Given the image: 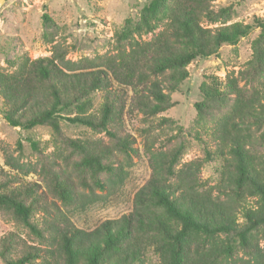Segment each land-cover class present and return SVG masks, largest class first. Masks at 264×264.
<instances>
[{"label":"trees","instance_id":"trees-1","mask_svg":"<svg viewBox=\"0 0 264 264\" xmlns=\"http://www.w3.org/2000/svg\"><path fill=\"white\" fill-rule=\"evenodd\" d=\"M212 1L147 0L141 22L118 33L112 52L73 59L65 42L50 37L49 55L7 59L0 68V113L9 125H46L58 138L67 120L103 131L111 142L63 138L35 168L21 161L20 141L16 157L0 140V210L36 241L3 234L5 264H147L148 250L157 264H264V19L228 24L231 7L216 10ZM220 19L223 24L209 26ZM256 27L261 32L246 67L201 84L203 99L195 107L211 124L196 135L204 156L182 162L184 143L167 149L171 136L148 139L167 123L157 114L174 105L170 93L188 77V65L218 56L223 44L236 45ZM97 92L102 101L94 110ZM73 110L74 116L66 114ZM135 112L150 177L134 194L132 210L80 228L67 211L116 197L140 156L124 118ZM30 144L41 149L38 141ZM214 160L220 161L218 180L209 184L202 167ZM32 171L45 186L25 179Z\"/></svg>","mask_w":264,"mask_h":264},{"label":"rangeland","instance_id":"rangeland-1","mask_svg":"<svg viewBox=\"0 0 264 264\" xmlns=\"http://www.w3.org/2000/svg\"><path fill=\"white\" fill-rule=\"evenodd\" d=\"M146 2L147 0H6L0 7V68L6 66L7 59L16 54L28 55L31 58L49 55L52 46V43L48 42L50 37H54L55 42H65L71 48L68 56L73 59L112 52L118 41V33L131 24L141 22L142 10ZM212 3L216 10L221 7H231L229 19L226 20L228 24L234 22L246 24L251 22L254 16L264 19V0H213ZM44 13L49 17L47 21L43 19ZM223 23L224 20L220 19L209 26ZM260 32L261 29L256 27L236 45L223 44L218 56L197 58L191 62L188 65V77L181 82L177 91L170 93L174 105L157 114V119L167 118V123L155 129L148 139L155 136L164 140L167 136H171L164 146L167 149H173L184 143L186 153L182 162L203 157L204 147L196 135L203 132L208 119L200 118L195 107V103L203 99L201 84L205 80L210 81V77L213 76L225 80L229 72L235 71L236 74L244 69L254 54L253 42ZM150 36L151 34L143 35V38ZM101 101L102 95L97 92L94 110L98 109ZM128 107L129 105L126 110ZM66 114L74 116L76 111ZM124 118L128 133L136 139L135 147L138 148L140 156L134 157L135 165L116 197L85 210L67 211L72 222L80 228L94 229L102 221L119 218L132 210L134 194L150 177L151 168L145 152V138L137 129L142 123L140 115L135 112L130 117L129 113H125ZM60 124L62 137L55 138L49 126H36L30 130L13 127L0 113V140L8 146L9 153L16 157L20 156L17 148V142L20 141L21 161L35 168L40 167L42 156H48L57 146L62 145L63 138L100 139L105 144L111 142L103 131L72 124L67 120H62ZM32 140L40 143V150L32 148L30 144ZM4 162V151L0 147V165ZM219 163V160L208 161L202 167L201 176L209 184H215L218 180ZM25 179L35 180L45 186L42 177L35 171L29 173ZM54 200L65 209L59 200L56 198ZM9 231H16L27 242L36 243L28 230L12 218L10 212L0 210V237ZM147 255V264L158 263V256L153 250H148ZM0 264L5 263L0 259ZM32 264L41 263L37 260Z\"/></svg>","mask_w":264,"mask_h":264},{"label":"water","instance_id":"water-1","mask_svg":"<svg viewBox=\"0 0 264 264\" xmlns=\"http://www.w3.org/2000/svg\"><path fill=\"white\" fill-rule=\"evenodd\" d=\"M6 0H0V7L3 5V3L5 2Z\"/></svg>","mask_w":264,"mask_h":264}]
</instances>
